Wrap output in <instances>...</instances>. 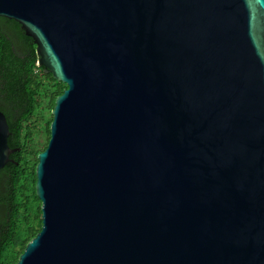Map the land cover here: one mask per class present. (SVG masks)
Segmentation results:
<instances>
[{"label":"water","instance_id":"water-1","mask_svg":"<svg viewBox=\"0 0 264 264\" xmlns=\"http://www.w3.org/2000/svg\"><path fill=\"white\" fill-rule=\"evenodd\" d=\"M67 84L16 264H264V0H0ZM0 110V170L11 148Z\"/></svg>","mask_w":264,"mask_h":264},{"label":"trees","instance_id":"trees-1","mask_svg":"<svg viewBox=\"0 0 264 264\" xmlns=\"http://www.w3.org/2000/svg\"><path fill=\"white\" fill-rule=\"evenodd\" d=\"M38 59L34 38L16 20L0 16V110L9 123V145L19 148L0 170V264H16L42 228L36 166L38 154L48 146L51 122L43 139L38 120L44 109L53 118L56 98L67 84L39 66Z\"/></svg>","mask_w":264,"mask_h":264},{"label":"rangeland","instance_id":"rangeland-1","mask_svg":"<svg viewBox=\"0 0 264 264\" xmlns=\"http://www.w3.org/2000/svg\"><path fill=\"white\" fill-rule=\"evenodd\" d=\"M50 117H51V114H48V109H44L42 111V114H40V116H39V120H38L39 121V125H38L39 128H37V131L39 132V137H41L43 139H44V137L46 138L48 136L46 124L48 123V120H49V122L52 121L51 120L52 118H50ZM41 144L44 145V142H41ZM36 208H37V203L34 202L33 210L34 209L36 210ZM41 209H42V205H41Z\"/></svg>","mask_w":264,"mask_h":264}]
</instances>
